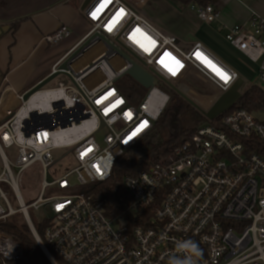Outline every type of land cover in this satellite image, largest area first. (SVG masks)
<instances>
[{"label": "built area", "instance_id": "2783aa9c", "mask_svg": "<svg viewBox=\"0 0 264 264\" xmlns=\"http://www.w3.org/2000/svg\"><path fill=\"white\" fill-rule=\"evenodd\" d=\"M100 3L92 0L82 11L90 31L53 68L57 73L73 56L64 75L71 84L41 90L50 98L36 110L30 105L33 96L25 101L21 95L18 105L0 116V222L21 214L51 264H59L57 258L65 264H169V257L183 256L177 244L186 240L202 250L198 264H264V121L256 112L233 109L238 103L217 125V119L200 125L169 158L126 177L131 205L120 215H106L86 194L89 185L109 181L118 160L154 130L170 101L158 84L204 110L198 104L206 98L197 91L200 82L218 90L214 105L242 77L204 43L185 46L157 27L141 11L147 0H109L93 19L91 13ZM191 11L205 25L220 19L211 4L192 6ZM225 32L233 48L260 65L264 84V21L253 17L248 25L226 27ZM70 36V27L61 25L44 41L54 46ZM98 43L103 51L77 71L74 64ZM121 53L154 77V86L136 102L116 85L132 67ZM92 75L102 80L89 87L85 80ZM33 114L57 119L34 120ZM53 122L58 125L51 128ZM33 126L47 127L27 136ZM11 148L17 149L14 162L6 153ZM62 150L73 154L76 166L49 182L54 152ZM37 164L44 173L41 194L26 206L19 184ZM1 184L11 187L18 209ZM76 186L83 192L45 196L49 189L66 192ZM31 208L49 213L40 223L41 236ZM23 259L22 245L0 232V264H20Z\"/></svg>", "mask_w": 264, "mask_h": 264}, {"label": "crops", "instance_id": "0c3cea01", "mask_svg": "<svg viewBox=\"0 0 264 264\" xmlns=\"http://www.w3.org/2000/svg\"><path fill=\"white\" fill-rule=\"evenodd\" d=\"M208 1L220 13V19L213 25H205L193 13L195 34L200 38L208 37L203 33L206 27L219 26L225 31L226 27L248 25L253 17L264 21V0ZM84 2L0 0V103L11 92L8 108L16 107L18 97L53 73L54 66L85 38L89 24L82 13ZM61 25L70 27L71 36L55 46L48 45L44 38ZM197 41L204 43L203 39L194 40Z\"/></svg>", "mask_w": 264, "mask_h": 264}, {"label": "trees", "instance_id": "16d2710c", "mask_svg": "<svg viewBox=\"0 0 264 264\" xmlns=\"http://www.w3.org/2000/svg\"><path fill=\"white\" fill-rule=\"evenodd\" d=\"M179 1L189 7H206L210 3L208 0ZM159 86L170 95V101L152 133L118 160L109 181L89 185L86 188L85 192L92 202L100 206L110 217L120 215L131 205L123 183L126 177L136 176L148 165L172 156L174 150L181 146L200 125L209 121L198 108L178 92L163 84ZM145 91L142 86L134 82L130 90L125 93L130 100L136 102L144 96ZM238 107L250 112L264 111V89L258 85L253 86L233 109ZM220 119L221 117L214 124L217 125ZM146 215L148 216V213ZM36 227L40 236L43 235V225L38 224ZM0 232L10 235L22 245L24 259L20 264H51L21 214L1 221ZM57 260L59 264H65L61 259L57 258Z\"/></svg>", "mask_w": 264, "mask_h": 264}, {"label": "rangeland", "instance_id": "374dc122", "mask_svg": "<svg viewBox=\"0 0 264 264\" xmlns=\"http://www.w3.org/2000/svg\"><path fill=\"white\" fill-rule=\"evenodd\" d=\"M145 16L150 19L157 27L164 28L163 30L166 33L176 36L185 46L194 42L197 39H203L205 45L214 50L225 62H227L232 68H234L240 75L246 79L250 84L258 85L264 89V84L260 81L259 73V64L251 63L247 60L241 53H239L235 48H233L225 38L226 32L219 26H213V28L203 29V33L208 34V37H198L195 32L196 27L193 24L194 14L191 11V7L185 6L179 0H147V3L141 10ZM197 25L199 22L195 20ZM193 25V26H192ZM87 31H90V25L86 26ZM55 46V45H54ZM104 47L101 43H98L95 47L89 50L82 59L74 64V68L78 71L82 66L90 63L95 57H97ZM102 79L98 75H92V77L85 80V83L92 87L99 83ZM135 81L129 76L124 77L123 79L117 82V87L122 90L123 94L126 96L125 91L127 92L132 87ZM59 83H65L70 85V81L66 76H59L53 82H51L45 89H51L58 87ZM137 83V82H136ZM159 86V84H158ZM252 88V87H251ZM197 91L205 95L204 101L198 102V104L204 107V111H208L212 107L213 97H218V90L209 83L200 82ZM146 92V91H145ZM195 100V99H194ZM197 102V99L195 100ZM257 117L264 121V112L256 111ZM104 135V132L101 134ZM8 157L12 162L17 158V149L11 148L6 150ZM73 155V154H72ZM69 151H56L54 152L55 163L49 168L47 180L51 182L53 179H57L65 175L73 167L76 166V163L73 159V156ZM3 171V164L0 159V175ZM13 172L16 174L17 170L13 169ZM44 180V173L39 164L34 165L28 169L22 176V180L19 184V189L24 200V203L27 205L32 204L35 200L38 199L42 190V181ZM75 180V179H74ZM3 192L7 195L11 205L14 209H18V203L15 197V194L11 187L7 184H1ZM83 192V188L76 186L73 190L62 192L54 189H49L45 196L46 198L52 197L55 195H78ZM30 216L35 224H39L46 217V214H49L44 209L35 210L31 208L29 210ZM132 231V230H130Z\"/></svg>", "mask_w": 264, "mask_h": 264}, {"label": "water", "instance_id": "95a60500", "mask_svg": "<svg viewBox=\"0 0 264 264\" xmlns=\"http://www.w3.org/2000/svg\"><path fill=\"white\" fill-rule=\"evenodd\" d=\"M92 0H85L82 11L88 6V4ZM121 55L132 65V67L126 72V75L132 78L135 82H137L140 86H142L144 89L149 90L154 86V77L150 75L148 72H146L140 65H138L134 60L129 58L124 53H121ZM73 56L67 59L62 65L60 66V70L57 73L50 74L45 80L40 82L38 85L33 87L31 90H29L26 94H24V100H29L32 96H34L36 93L40 92L44 88H46L51 82H53L56 78L59 76L66 75V71L69 69L68 64L71 63ZM243 77H241L236 84L228 90V92L225 93L219 100H217L214 105H212L211 109L208 111H204L200 109L196 104H194L192 101H190L188 98L180 94L182 97H184L188 102H190L192 105H194L196 108H198L204 117L209 121H214L224 115L225 113L229 112L236 104L246 95V93L251 89L250 83L245 81ZM175 90V89H174ZM12 93L9 92L1 101L0 103V116L4 115L7 108L10 106V103L12 102ZM32 118L36 120L37 118H45L50 120H56V116H38L37 114H33ZM84 117H80L79 119H83ZM32 124V123H29ZM34 125V124H33ZM58 125V122H53V124L50 125L51 128ZM63 124V126H65ZM47 127V126H41ZM40 126H33L32 129H27V136L30 135L32 132H36L38 129L41 128Z\"/></svg>", "mask_w": 264, "mask_h": 264}, {"label": "clouds", "instance_id": "9594fccd", "mask_svg": "<svg viewBox=\"0 0 264 264\" xmlns=\"http://www.w3.org/2000/svg\"><path fill=\"white\" fill-rule=\"evenodd\" d=\"M177 251L183 253V256L173 255L169 257V264H198L202 257V250L191 240L178 243Z\"/></svg>", "mask_w": 264, "mask_h": 264}, {"label": "bare ground", "instance_id": "6f19581e", "mask_svg": "<svg viewBox=\"0 0 264 264\" xmlns=\"http://www.w3.org/2000/svg\"><path fill=\"white\" fill-rule=\"evenodd\" d=\"M50 93H46L43 91H40L36 95L33 96L31 99L30 105L33 110H36L37 108H42L45 106V104L49 101Z\"/></svg>", "mask_w": 264, "mask_h": 264}, {"label": "snow or ice", "instance_id": "6c2138e0", "mask_svg": "<svg viewBox=\"0 0 264 264\" xmlns=\"http://www.w3.org/2000/svg\"><path fill=\"white\" fill-rule=\"evenodd\" d=\"M108 2H109V0H101V3H100V5L97 7V9L94 10V11L91 13V16H92L93 19H96V18H97V12H99L100 9H101V7H103L104 5H106ZM121 11H123V10H121ZM118 15H119V13H118ZM109 30H111V28H109ZM198 55H199V54H198ZM172 74L175 75L176 73L173 72ZM218 75H220L221 78L224 79L225 81L228 80V76L225 75L224 73L218 71Z\"/></svg>", "mask_w": 264, "mask_h": 264}]
</instances>
